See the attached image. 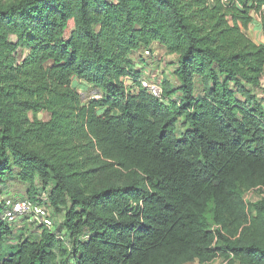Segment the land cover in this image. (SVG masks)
I'll list each match as a JSON object with an SVG mask.
<instances>
[{"label":"trees","instance_id":"obj_1","mask_svg":"<svg viewBox=\"0 0 264 264\" xmlns=\"http://www.w3.org/2000/svg\"><path fill=\"white\" fill-rule=\"evenodd\" d=\"M255 14L264 0H0V193L59 221L14 239L0 204V264H264ZM152 45L178 56L163 100L133 58Z\"/></svg>","mask_w":264,"mask_h":264},{"label":"rangeland","instance_id":"obj_2","mask_svg":"<svg viewBox=\"0 0 264 264\" xmlns=\"http://www.w3.org/2000/svg\"><path fill=\"white\" fill-rule=\"evenodd\" d=\"M16 38L12 37L11 41L12 42H16ZM156 45H152L151 50L146 51V50H141V52H138L134 55V61L136 63H140L141 65V71H142V75H143V79H147V80H158L161 83H163L164 81H169L172 83V85H176L177 84V79H176V68H177V64H178V56L176 55H168L166 53V51L161 48L160 46H156ZM21 51V50H20ZM22 54V51H21ZM18 57L20 58L21 55ZM143 62H140L142 61ZM144 64V65H143ZM93 90L89 91H80V94H82V100L84 102L88 101V96H90V93H92ZM174 99H177L176 97H174ZM179 101V100H177ZM17 188V185L13 187V189H9L6 191H14ZM5 194L7 195V192H5ZM4 194V195H5ZM258 195V192L253 191L251 193H248L246 195V201H253L256 200ZM50 216L52 218V213L50 211ZM54 221V224L56 226V222L58 223L59 221H55L54 219H52ZM36 226L30 224L28 221L26 220H19L17 223L13 224L11 226V230L13 231V237L12 238H20L18 240H23L26 237H28L31 233H35L36 232ZM15 240H12L11 242H7L6 240L1 241L0 242V247H1V252L6 253L8 251V246L10 243H13ZM68 248H70V246L68 245ZM72 264V263H71ZM198 264V263H195ZM211 264H223L222 260H218V261H214Z\"/></svg>","mask_w":264,"mask_h":264},{"label":"built area","instance_id":"obj_3","mask_svg":"<svg viewBox=\"0 0 264 264\" xmlns=\"http://www.w3.org/2000/svg\"><path fill=\"white\" fill-rule=\"evenodd\" d=\"M226 2L227 0H223ZM152 47V46H151ZM151 47L144 49L149 52ZM141 86L145 89L151 96L157 100H163L165 98V92L162 87V83L158 80H147L141 79ZM102 97L96 92L90 93L88 99L90 100H100ZM5 193H0V204L3 207L2 221L9 224H15L19 220H26L30 224L40 227L42 229H47L52 231L54 228V222L50 218L49 209L45 206L35 204L30 201H14L7 198Z\"/></svg>","mask_w":264,"mask_h":264},{"label":"crops","instance_id":"obj_4","mask_svg":"<svg viewBox=\"0 0 264 264\" xmlns=\"http://www.w3.org/2000/svg\"><path fill=\"white\" fill-rule=\"evenodd\" d=\"M245 34L255 44L264 45V27L262 24V19L258 14L254 15V23L250 25L248 30L245 31ZM256 93L258 98L261 99L262 103L264 104V77L261 81V88H259Z\"/></svg>","mask_w":264,"mask_h":264},{"label":"clouds","instance_id":"obj_5","mask_svg":"<svg viewBox=\"0 0 264 264\" xmlns=\"http://www.w3.org/2000/svg\"><path fill=\"white\" fill-rule=\"evenodd\" d=\"M10 225H13V224H10Z\"/></svg>","mask_w":264,"mask_h":264}]
</instances>
